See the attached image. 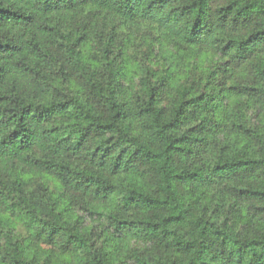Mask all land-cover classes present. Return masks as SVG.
<instances>
[{
    "label": "trees",
    "instance_id": "obj_1",
    "mask_svg": "<svg viewBox=\"0 0 264 264\" xmlns=\"http://www.w3.org/2000/svg\"><path fill=\"white\" fill-rule=\"evenodd\" d=\"M0 264H264V0H0Z\"/></svg>",
    "mask_w": 264,
    "mask_h": 264
}]
</instances>
